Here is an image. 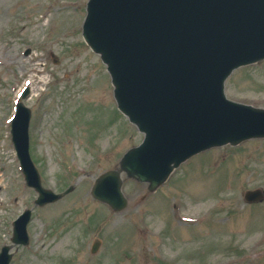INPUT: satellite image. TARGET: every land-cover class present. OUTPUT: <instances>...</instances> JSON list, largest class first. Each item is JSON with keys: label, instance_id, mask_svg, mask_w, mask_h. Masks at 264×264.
Here are the masks:
<instances>
[{"label": "rangeland", "instance_id": "rangeland-1", "mask_svg": "<svg viewBox=\"0 0 264 264\" xmlns=\"http://www.w3.org/2000/svg\"><path fill=\"white\" fill-rule=\"evenodd\" d=\"M87 1L0 0V251L12 247L10 264H264V199H244L264 192V139L205 151L153 192L122 172L121 212L92 197L96 179L120 169L144 135L119 112L106 66L84 42ZM26 87L42 186L73 187L43 207L25 184L10 134ZM225 91L264 108V61L234 71ZM26 209L29 244L16 246L12 224ZM202 212L206 222L196 223Z\"/></svg>", "mask_w": 264, "mask_h": 264}, {"label": "water", "instance_id": "water-1", "mask_svg": "<svg viewBox=\"0 0 264 264\" xmlns=\"http://www.w3.org/2000/svg\"><path fill=\"white\" fill-rule=\"evenodd\" d=\"M87 10L84 38L108 65L119 109L145 134L119 170L96 180V200L120 212L127 207L122 172L154 190L200 152L264 137V110L229 102L223 93L233 70L264 59V0H90ZM30 119L18 105L13 142L27 185L44 206L62 195L41 186L29 156ZM246 198L256 202L263 194ZM30 215L14 223V244L27 245ZM9 250L2 249L0 264L10 263Z\"/></svg>", "mask_w": 264, "mask_h": 264}, {"label": "bare ground", "instance_id": "bare-ground-1", "mask_svg": "<svg viewBox=\"0 0 264 264\" xmlns=\"http://www.w3.org/2000/svg\"><path fill=\"white\" fill-rule=\"evenodd\" d=\"M0 66H3V62L2 61H0Z\"/></svg>", "mask_w": 264, "mask_h": 264}]
</instances>
